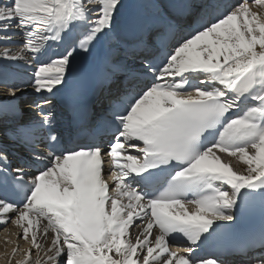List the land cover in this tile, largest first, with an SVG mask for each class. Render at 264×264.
I'll return each instance as SVG.
<instances>
[{"label": "snow or ice", "instance_id": "6c2138e0", "mask_svg": "<svg viewBox=\"0 0 264 264\" xmlns=\"http://www.w3.org/2000/svg\"><path fill=\"white\" fill-rule=\"evenodd\" d=\"M125 7L0 0V62L33 67L41 97L40 118L10 137L28 153L27 171L12 167L0 145V225L19 229L15 241L5 238L13 245L6 264L17 255L15 264H264V233L259 250L244 238L227 253L201 254L243 207H264V0H238L180 39L161 2L157 15L175 43L160 52L163 34L130 20L139 44L123 60L118 50L104 60V82L119 94L102 123L76 127L87 142L73 141L71 131L66 141L44 109L68 85L77 58L121 31ZM10 78L0 72V84ZM134 81H142L138 91ZM19 91L9 87L0 103ZM178 236L184 252L170 246Z\"/></svg>", "mask_w": 264, "mask_h": 264}, {"label": "bare ground", "instance_id": "6f19581e", "mask_svg": "<svg viewBox=\"0 0 264 264\" xmlns=\"http://www.w3.org/2000/svg\"><path fill=\"white\" fill-rule=\"evenodd\" d=\"M188 0H125L126 7L121 16V31L116 34V36L112 40L103 41L94 51L93 54L90 55H81L77 58L76 61V68L77 70L83 69L86 66H93L91 62V58L94 55V61L97 59L105 60V57L108 56L110 53L113 55L117 54V50L119 53V58L121 60L125 59L124 50L127 47H133L137 44L136 41L131 42V38L133 39L134 34H139L141 31L134 30L128 27V22L132 19L140 20L144 23L146 28H150L152 30H158L163 35L167 34V30L164 27L165 20L157 15V8L156 6L161 2L166 4L168 9L167 19L173 21L174 23L177 21L175 17V13H177V7L179 3L181 6L186 5ZM204 0H199V6ZM198 6V8H199ZM190 13H186L185 19L189 18ZM157 25H154V23ZM180 32L182 35L185 33L183 31V27H180ZM177 33L175 32V35ZM14 43H22L20 40L14 41ZM123 48V53H120L119 48ZM131 61V60H129ZM6 64V67L0 68V72H7L10 74L11 78H18L19 75H24L26 78L32 76L34 71L33 67H29L28 65L24 64L23 62H0ZM76 70V71H77ZM26 83V81L24 82ZM20 91L18 92L17 96H19L22 92H30L34 94L33 86H18ZM9 85L5 86L0 84V98L7 93ZM10 102L13 101L10 98L4 100L3 102ZM31 99L25 98L18 101L19 104L25 103L27 105L22 106V112H27L26 116L31 117L32 114L35 113V109L31 105ZM29 111V112H28ZM38 112V110H36ZM21 121H18L20 124ZM1 137V134H0ZM4 225H0V264H6V258L4 256L5 252H11L13 245L8 244L5 245V238L11 240H16V234L19 232V229L12 226L10 223L8 225V231H4ZM21 248H28L29 245L25 243L23 240L19 241ZM181 247V246H180ZM186 247V246H184ZM176 250V249H174ZM184 249L181 248L180 250H176L182 252ZM21 256L17 255L13 258V264H15V260L20 259ZM34 258V256H33Z\"/></svg>", "mask_w": 264, "mask_h": 264}, {"label": "rangeland", "instance_id": "374dc122", "mask_svg": "<svg viewBox=\"0 0 264 264\" xmlns=\"http://www.w3.org/2000/svg\"><path fill=\"white\" fill-rule=\"evenodd\" d=\"M22 105H27V104H25V103H21L20 106H22Z\"/></svg>", "mask_w": 264, "mask_h": 264}]
</instances>
